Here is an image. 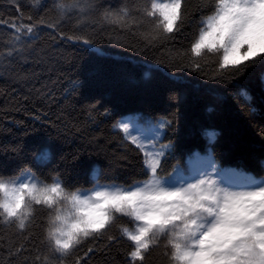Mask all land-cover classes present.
<instances>
[{"label":"trees","instance_id":"obj_1","mask_svg":"<svg viewBox=\"0 0 264 264\" xmlns=\"http://www.w3.org/2000/svg\"><path fill=\"white\" fill-rule=\"evenodd\" d=\"M53 3L0 0V53L20 49L0 56V178L28 171L69 192L95 184L127 188L146 179L143 151L131 136L153 152L171 144L167 171L180 170L173 183L188 181L201 167L212 172L202 163L208 159L220 180L230 177L226 171L264 176V60L222 76L211 54L200 72L181 62L213 0H187L181 30L151 45L140 35L147 26L103 19L105 10L135 9L143 0H96L86 17L72 14L49 28L38 22L56 21ZM13 24H36V35L15 40ZM52 55L60 60L54 63ZM122 122H130L131 136L118 128ZM159 124L165 128L157 136ZM32 231L25 241L14 228L0 226V264H33L38 251H47L42 229ZM127 247L124 240L110 246L101 240L87 264H126ZM147 264L168 262L154 250Z\"/></svg>","mask_w":264,"mask_h":264},{"label":"snow or ice","instance_id":"obj_2","mask_svg":"<svg viewBox=\"0 0 264 264\" xmlns=\"http://www.w3.org/2000/svg\"><path fill=\"white\" fill-rule=\"evenodd\" d=\"M53 8L56 21L41 18L39 24L56 28L72 14L86 17L95 10L96 0H54ZM103 19L138 29L147 26L140 35L151 45L171 39L181 30L187 19V0H143L135 9L125 5L116 11L105 10ZM12 27L15 40L21 38L19 34L34 37L37 32L36 24ZM67 38L91 44L83 36ZM19 50L0 56L10 57ZM208 54L215 57L214 71L221 76L264 60V0H213L212 13L202 20L181 62L186 60L185 67L200 72L209 66L202 63ZM168 123L170 126L171 121ZM118 128L131 136L130 122H122ZM164 128L159 124L156 135ZM130 143L143 151L146 179L127 188L103 186L87 194L69 195L60 182L33 180L5 193L0 226L14 228L25 241L34 235L32 229L43 231L40 242L47 251H38L33 264H87L101 240L107 246L126 241V264H147L154 250L168 264H264V181L257 183L243 173L226 171L225 175L243 186H224L213 175H220V170L208 159L202 163L210 164L212 172L173 183L180 170L173 166L171 173L167 171L171 144L153 152L144 150L136 136H131ZM5 187L0 181V191ZM122 218L127 219L126 224L121 223Z\"/></svg>","mask_w":264,"mask_h":264},{"label":"rangeland","instance_id":"obj_3","mask_svg":"<svg viewBox=\"0 0 264 264\" xmlns=\"http://www.w3.org/2000/svg\"><path fill=\"white\" fill-rule=\"evenodd\" d=\"M50 57H51V60L54 61V63H56L57 61L60 60L59 58L56 60V57H54L53 55L50 56ZM263 167H264V160H263ZM201 172H210V171L207 168H205V167H201V170L198 171V172H194L192 174V177L188 181H192V180H195L196 178H198L200 176ZM243 174L245 176L251 177L257 183L264 181V176L261 177V178H255V177L251 176L248 173H243ZM33 180L36 181V182H38V183H41L31 173H29L28 171H24L18 177L14 178V179H8L7 181L19 183V182H30V181H33ZM221 181H222V184L224 186H231V187H234V188L243 186V185L237 184L234 181L233 177H231V176L230 177L223 178V179H221ZM103 186H109V187H111V186H117V185H115V184H95L92 188L85 189V190H78V191H75V192H77L79 194H87L90 191H92L94 188H96V187H103Z\"/></svg>","mask_w":264,"mask_h":264},{"label":"clouds","instance_id":"obj_4","mask_svg":"<svg viewBox=\"0 0 264 264\" xmlns=\"http://www.w3.org/2000/svg\"><path fill=\"white\" fill-rule=\"evenodd\" d=\"M0 181H2L5 184V186H6L4 191H0V203H2V202H5L7 200V197H6L5 193L7 191H10L13 187H18L19 183H21V182H19V183L10 182V181H7V180L2 179V178H0ZM45 184H50V183H45ZM72 192H75V191H72ZM72 192L67 191V193L69 195H71ZM15 202H16V204H19L21 202L20 195L16 196V201ZM61 203H64V202L62 201ZM30 206L31 205L29 203V207ZM2 211H3V208H0V212H2ZM0 218H2V217H0Z\"/></svg>","mask_w":264,"mask_h":264}]
</instances>
